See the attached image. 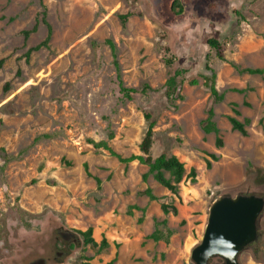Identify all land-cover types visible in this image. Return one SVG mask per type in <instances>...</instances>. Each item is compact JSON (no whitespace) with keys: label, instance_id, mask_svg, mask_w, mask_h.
Returning a JSON list of instances; mask_svg holds the SVG:
<instances>
[{"label":"rangeland","instance_id":"rangeland-1","mask_svg":"<svg viewBox=\"0 0 264 264\" xmlns=\"http://www.w3.org/2000/svg\"><path fill=\"white\" fill-rule=\"evenodd\" d=\"M41 2L51 36L26 61L47 34L40 2L0 0V264H194L214 199L264 197L252 174L264 169V79L238 72L264 68V0ZM208 39L220 43L223 61ZM105 40L115 44L123 86L150 91L130 100L119 93ZM207 55L218 101L203 86ZM176 70L183 72L168 100L164 84ZM209 109L217 132L206 134ZM146 114L154 121L150 156H175L185 175L195 171L176 194L147 166L116 157L140 154ZM228 117L246 122V136ZM87 229L95 247L75 233ZM257 230L239 264H264V208ZM61 231L75 238L64 243Z\"/></svg>","mask_w":264,"mask_h":264},{"label":"trees","instance_id":"trees-1","mask_svg":"<svg viewBox=\"0 0 264 264\" xmlns=\"http://www.w3.org/2000/svg\"><path fill=\"white\" fill-rule=\"evenodd\" d=\"M39 2L42 7V21L47 28V34H46L45 39L40 44L27 49V51L24 54L26 61L28 60L32 52L39 50L41 47H45L51 36V28L44 20L45 7L43 6L41 0H39ZM127 17H128L127 15L120 16L121 25H124ZM37 25H38V22L36 21L30 30H25L22 32L24 41L27 40V38L29 37L31 33L36 31ZM206 44L209 49L214 51L217 59L220 61H223V48L220 45V43L215 39H208ZM104 45H106L110 50L113 67L116 73V80L118 83L119 93L125 99L130 100L132 99L133 95L137 93H146L147 91H150V88L147 85H144L140 90L124 87L122 84L120 75H119V66L117 63L115 44L111 40H105ZM204 68L208 72V75L201 76L203 79V86L206 89H208L210 96L214 99V101H218L221 99V96L218 95L215 89V73L213 69L210 68L208 65V55L205 57ZM182 72H183L182 70H176L174 74L166 80L164 84V88H165V97L168 100H171L173 98L174 93L176 92L175 79L179 77L182 74ZM238 72L241 74H247V75H258L264 79V68H243V69H238ZM191 84H196V81L192 80ZM233 113L237 115V111L233 110ZM212 117H213V110L209 109L206 119L202 122V130L206 134L211 133V132H217V128L215 127L212 121ZM145 119L147 121V129L139 145L140 154L130 155L129 157H126V158H121L119 156H116L115 154L113 155L118 158L119 162L124 163V164L136 161L139 164L147 166L149 171L153 173V177L159 185H161L162 187H164L166 190L170 191L171 193L176 194L179 188V184L184 178V176L191 177L193 179L195 176V171L194 169H190L189 173L185 175V169H184L183 163H181L175 156H165L163 154L159 155L156 158H152L150 156L149 152H150V149L153 143L154 121L151 119V116L149 114L145 115ZM263 120H264V101H263V113H262V118L260 122H262ZM228 122L231 126L232 131H236L240 135L246 136V130H245L246 122L241 123L237 121L234 117H228ZM89 143H92V145L96 149L99 147H105L104 144L93 143V142H89ZM216 146L217 147L221 146V141L219 138L216 140ZM210 157L213 160H216V157L214 155H210ZM209 166L210 164L207 163V167ZM84 170H85V173L89 175L87 172V166L85 164H84ZM164 173H168L169 178H165ZM252 174H254V179L258 184L264 183V169H254L252 170ZM142 195H146L150 200L155 199L154 196L151 194L150 190H145L144 192H142ZM160 207H161V211L164 214H167L169 212V209L172 214L176 215L177 213L176 208L173 206H167L165 204H162ZM75 233L84 239V243H89L92 247L96 246L95 241L91 237V229H87L84 232L76 231ZM151 238L157 239L155 235H152ZM104 245H105V241H104Z\"/></svg>","mask_w":264,"mask_h":264},{"label":"water","instance_id":"water-1","mask_svg":"<svg viewBox=\"0 0 264 264\" xmlns=\"http://www.w3.org/2000/svg\"><path fill=\"white\" fill-rule=\"evenodd\" d=\"M263 208L264 197L253 193L218 196L208 208L200 241L190 253L191 261L209 264L217 258L223 264H239L240 252L257 241V221ZM66 236L62 238L67 240ZM30 264L46 261L38 258Z\"/></svg>","mask_w":264,"mask_h":264},{"label":"flooded vegetation","instance_id":"flooded-vegetation-1","mask_svg":"<svg viewBox=\"0 0 264 264\" xmlns=\"http://www.w3.org/2000/svg\"><path fill=\"white\" fill-rule=\"evenodd\" d=\"M69 236H68V235ZM66 236V238H67V240H64L63 238H62V236ZM59 238L61 239V241L62 242H64V243H67V242H69V241H71V240H73L74 238H75V235L74 234H72V233H70V232H68V231H61V232H59ZM38 259V258H37Z\"/></svg>","mask_w":264,"mask_h":264}]
</instances>
